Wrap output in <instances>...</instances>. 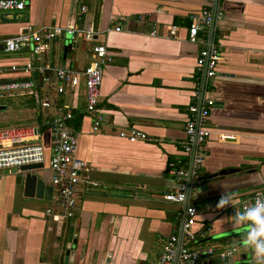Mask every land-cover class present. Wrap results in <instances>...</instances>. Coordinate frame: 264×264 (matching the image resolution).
<instances>
[{
	"label": "crops",
	"instance_id": "obj_1",
	"mask_svg": "<svg viewBox=\"0 0 264 264\" xmlns=\"http://www.w3.org/2000/svg\"><path fill=\"white\" fill-rule=\"evenodd\" d=\"M23 1L24 11L0 13V42L43 26L66 28L81 5V0ZM84 4L87 10L77 17V26L92 31V40L77 35L71 40L64 34L35 62L49 74V83L38 88V96L39 104L46 101L50 107L39 105L47 128L39 130L34 142L43 146L45 162L32 174L50 186L51 119L59 102L77 121L67 127L77 134V157L90 167L86 182L96 186L81 187L76 217L60 228L46 216L51 199L26 197L24 175L19 170L0 171V264H156L163 242L180 234L182 207L165 202L163 196L178 187L172 170L189 161L182 148L184 126L203 46L189 42L188 30L204 2ZM213 10L215 25L209 32L221 60L211 86L215 107L207 121L211 135L206 159L190 198L198 210L193 230L210 225L211 232L193 246L234 248L241 256L248 249L241 246L245 232L231 228L228 211L264 192V0H217ZM97 44L106 46L111 60L100 86L98 110L104 122L94 132L85 110L83 79L58 95L54 69L65 65L81 72ZM29 63L33 59L28 50L5 54L0 45V68ZM0 106L4 107L0 127L29 129L41 124L18 98ZM130 128L144 133L148 141L118 137ZM226 169L236 171L222 174ZM87 187L92 189L85 191ZM224 192L232 194V207L217 209Z\"/></svg>",
	"mask_w": 264,
	"mask_h": 264
},
{
	"label": "built area",
	"instance_id": "obj_2",
	"mask_svg": "<svg viewBox=\"0 0 264 264\" xmlns=\"http://www.w3.org/2000/svg\"><path fill=\"white\" fill-rule=\"evenodd\" d=\"M204 6L199 15L192 19L188 30V40L191 43H201L197 56L196 84L193 90L191 103L188 106V118L184 126L186 141L182 148L189 159L188 164L172 170V175L178 187L166 193L163 200L167 203L182 207L180 218V234L172 235L161 246V253L156 264H199L213 258L231 257L236 249L217 248L212 246L194 247L197 239L205 238L211 232V226L194 231L198 210L190 201L192 189L199 183V172L206 159V143L211 135L207 126L210 112L215 107L211 86L217 79V67L221 60L218 47L213 42V28L215 25L214 8L217 0H203ZM85 0H81L76 19L66 28L59 26H43L35 32L20 33L17 36L3 39L0 45L5 54H16L28 50L33 63L26 66H10L0 68V102L14 98L35 97L38 99V87L32 74L42 76V83H49L45 77V66H35V62L41 61L49 49L50 44L62 35L73 40L76 35L91 41L94 33L82 31L77 26V17L86 13ZM26 8L23 0H0V13L22 12ZM119 31V28H116ZM204 32L205 37L199 34ZM110 56L104 45H94L90 50V63L81 72L76 73L69 66H61L54 69V75L58 81L56 92L65 95L67 88L78 86L79 79H83L85 89V110L92 117V130L98 131L104 122V116L98 110L100 98V86L106 65L110 62ZM21 75L28 79H14L11 76ZM39 102V100H38ZM43 108H49V102L40 104ZM71 118L63 106H56V114L51 123L53 143L49 158L50 179L49 184L54 190L51 198V206L46 210V216L54 219L60 228L65 227L76 217L79 209V199L82 195L81 187L84 184L95 187V183L86 182L90 167L77 157V134L67 127V120ZM0 112V124L2 122ZM27 133V134H26ZM28 135L30 140L26 139ZM37 127L4 128L0 129V171L19 170L24 166L42 164L45 162L43 146L34 141L39 140ZM118 137L129 141H148L147 136L136 130L127 129L121 131ZM91 187L85 188V191ZM264 196V192H257L253 196L243 200L238 206L228 211L230 216L251 206L256 199Z\"/></svg>",
	"mask_w": 264,
	"mask_h": 264
},
{
	"label": "clouds",
	"instance_id": "obj_3",
	"mask_svg": "<svg viewBox=\"0 0 264 264\" xmlns=\"http://www.w3.org/2000/svg\"><path fill=\"white\" fill-rule=\"evenodd\" d=\"M232 204V194L224 192L216 208L232 207ZM231 220V228L245 232L244 244L253 250L258 264H264V196L242 211L235 212Z\"/></svg>",
	"mask_w": 264,
	"mask_h": 264
},
{
	"label": "water",
	"instance_id": "obj_4",
	"mask_svg": "<svg viewBox=\"0 0 264 264\" xmlns=\"http://www.w3.org/2000/svg\"><path fill=\"white\" fill-rule=\"evenodd\" d=\"M32 80L35 81V88L38 87L36 82V74H32ZM39 102L37 101V107L39 108ZM4 107L0 106V111H3ZM44 167V163L36 164V165H29L24 166L20 169V172L24 175L23 178V188H24V195L30 198L36 199H45L50 200L53 192V188L49 185H46L45 181L38 178L36 175L32 174V172L42 169ZM235 169H226L223 171L222 174L228 175L234 173ZM217 176V175H214ZM201 179H199L200 181ZM242 244V243H241ZM242 247H247V252L243 255L238 256L236 252L232 254L231 257L227 258H213L209 261H203L199 264H258L257 259L254 255L253 250L246 246L244 243L241 245ZM69 254V251H66V255Z\"/></svg>",
	"mask_w": 264,
	"mask_h": 264
},
{
	"label": "trees",
	"instance_id": "obj_5",
	"mask_svg": "<svg viewBox=\"0 0 264 264\" xmlns=\"http://www.w3.org/2000/svg\"><path fill=\"white\" fill-rule=\"evenodd\" d=\"M34 65L37 66L36 63ZM47 75L49 76L48 73H47ZM47 75H45V77H47ZM36 82H37L38 88H41V86L43 85V83H42V76H37L36 77ZM39 99H40L39 96H38V99L35 98V97H24V98H18V101H21L22 106L24 108L32 110L35 113V115H37L38 120H39V123L42 124V125L41 124L38 125V128L41 131L43 129H46L47 126L45 124H43V122H44L43 120L46 117L44 116V114H42L41 107H39V110H37L38 109V107H37V101ZM8 100H11V99H8ZM8 100H4V101H1V102L3 103V102L8 101ZM58 105L60 106L61 104L58 102L57 103V106ZM53 119H54V117H53ZM53 119H51V123H52ZM74 122H77L75 118L74 119L67 120V123L66 124L69 125L70 123H74ZM0 129H4V128L3 127H0Z\"/></svg>",
	"mask_w": 264,
	"mask_h": 264
}]
</instances>
